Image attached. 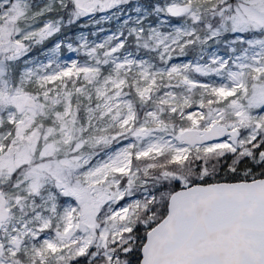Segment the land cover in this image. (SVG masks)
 <instances>
[{
	"label": "snow or ice",
	"instance_id": "obj_1",
	"mask_svg": "<svg viewBox=\"0 0 264 264\" xmlns=\"http://www.w3.org/2000/svg\"><path fill=\"white\" fill-rule=\"evenodd\" d=\"M0 264H264V0H0Z\"/></svg>",
	"mask_w": 264,
	"mask_h": 264
},
{
	"label": "rangeland",
	"instance_id": "obj_2",
	"mask_svg": "<svg viewBox=\"0 0 264 264\" xmlns=\"http://www.w3.org/2000/svg\"><path fill=\"white\" fill-rule=\"evenodd\" d=\"M107 26V25H106ZM102 35H104V34H102Z\"/></svg>",
	"mask_w": 264,
	"mask_h": 264
}]
</instances>
